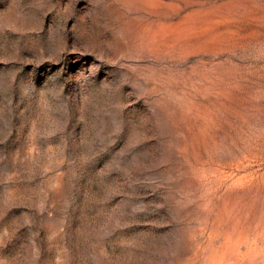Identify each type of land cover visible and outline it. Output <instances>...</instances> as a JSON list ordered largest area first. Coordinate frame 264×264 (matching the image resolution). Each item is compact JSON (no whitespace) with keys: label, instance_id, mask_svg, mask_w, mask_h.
Here are the masks:
<instances>
[{"label":"rangeland","instance_id":"374dc122","mask_svg":"<svg viewBox=\"0 0 264 264\" xmlns=\"http://www.w3.org/2000/svg\"><path fill=\"white\" fill-rule=\"evenodd\" d=\"M0 264H264V0H0Z\"/></svg>","mask_w":264,"mask_h":264}]
</instances>
